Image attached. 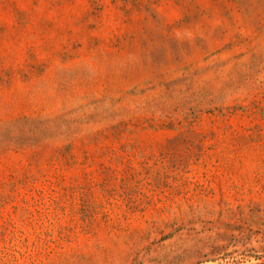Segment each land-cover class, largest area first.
Here are the masks:
<instances>
[{
  "label": "rangeland",
  "instance_id": "rangeland-1",
  "mask_svg": "<svg viewBox=\"0 0 264 264\" xmlns=\"http://www.w3.org/2000/svg\"><path fill=\"white\" fill-rule=\"evenodd\" d=\"M0 264H264V0H0Z\"/></svg>",
  "mask_w": 264,
  "mask_h": 264
}]
</instances>
